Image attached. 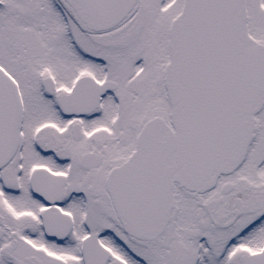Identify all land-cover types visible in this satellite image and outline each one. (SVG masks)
I'll return each instance as SVG.
<instances>
[{
  "label": "snow or ice",
  "instance_id": "6c2138e0",
  "mask_svg": "<svg viewBox=\"0 0 264 264\" xmlns=\"http://www.w3.org/2000/svg\"><path fill=\"white\" fill-rule=\"evenodd\" d=\"M0 264H264V0H0Z\"/></svg>",
  "mask_w": 264,
  "mask_h": 264
}]
</instances>
